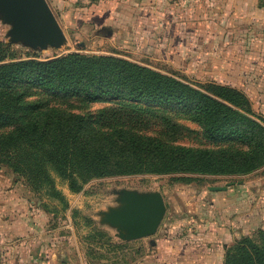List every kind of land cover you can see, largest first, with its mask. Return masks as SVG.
<instances>
[{"label": "rangeland", "instance_id": "obj_1", "mask_svg": "<svg viewBox=\"0 0 264 264\" xmlns=\"http://www.w3.org/2000/svg\"><path fill=\"white\" fill-rule=\"evenodd\" d=\"M46 2L66 42L59 50L36 53L21 44L11 43L10 26L0 20V43L6 49L4 63L31 59L48 61L70 53L112 56L194 88L209 81L238 87L246 92L254 111L264 116V88L254 84L260 74L255 68L261 71L260 67H264V44L257 49L248 36L240 45L230 44L228 39L232 35L225 37V27L220 28L223 17L216 13L205 16L202 12L204 0H194V6L189 0H173V4L169 0H140L132 5H126L123 0H101L95 7L87 8L89 14L66 16L58 14L52 0ZM163 2L164 5L157 9V4ZM173 8L176 15H172ZM130 14L133 16L128 23ZM79 44L83 46L78 47ZM14 86L16 92H13L22 96L24 103L38 101L44 104L43 108L61 105L66 112L91 116L100 129L116 130L123 125L140 135L162 139L185 149L213 151L240 145L229 140H208L188 112L177 107L121 104L113 100L83 102L79 98L46 95L31 84ZM20 107L25 114L28 112L21 103ZM161 117L177 129L167 132ZM51 176L54 184L51 190L34 191L25 186L21 177L0 164V218L12 214L13 200H19L25 212L30 206L29 212L36 216L38 230L52 231L50 236L58 241L54 249L57 261L66 255L69 264L155 263L156 254H150L152 250L148 247L153 237L124 247L121 233L109 223L111 213L123 207L125 194L158 193L162 197L166 211L158 232L167 241L163 244L186 250L176 255L179 261L174 264H197L193 260V250L199 249L198 254L203 249L216 251L220 242L229 243L227 237L247 235L257 226L255 222L259 219L256 218L264 219V168L242 177L192 175L195 181L188 185L175 182L173 175L94 179L83 185L78 193L70 191L68 183L55 174ZM227 184L233 185L224 192L207 191V187Z\"/></svg>", "mask_w": 264, "mask_h": 264}, {"label": "trees", "instance_id": "obj_2", "mask_svg": "<svg viewBox=\"0 0 264 264\" xmlns=\"http://www.w3.org/2000/svg\"><path fill=\"white\" fill-rule=\"evenodd\" d=\"M5 50L0 43V164L31 190H51V174L78 193L94 179L173 175L175 182L188 185L195 181L192 175L242 177L264 167V118L235 88L211 81L194 88L112 56L70 53L48 61L4 63ZM17 84H31L46 95L83 102L177 107L188 112L208 140H229L241 146L185 149L123 125L116 130L100 129L91 116L66 112L61 105L43 108L38 101L24 103L15 93ZM20 103L28 108L26 114ZM160 120L167 132L177 129L169 120ZM262 233L259 243L242 238L230 246L222 264H264Z\"/></svg>", "mask_w": 264, "mask_h": 264}, {"label": "crops", "instance_id": "obj_3", "mask_svg": "<svg viewBox=\"0 0 264 264\" xmlns=\"http://www.w3.org/2000/svg\"><path fill=\"white\" fill-rule=\"evenodd\" d=\"M52 1L58 11V14L60 16H66L71 13L78 15L89 14L87 8L91 9V7H95L101 0ZM123 1L126 5H132L136 2L138 4L140 2V0ZM169 1V3L173 4V2H171L173 0ZM189 1L192 3L191 6H194V0ZM164 3L165 2L160 5L157 4L156 8L160 9ZM201 7L205 16H211L212 14L216 13L223 17L224 22L220 24V28L225 27V37L228 38L229 35H232V37L228 39L230 44H234L235 46L236 44L240 45L245 40V38L249 37V40L251 41L250 43L255 48L257 47L258 49L259 46H263L264 43H261V41H264V0H204V3ZM186 12L189 13V10L186 9ZM176 13V9L173 8L172 15H176ZM114 14H116L115 11ZM132 16L133 14H130L128 23H131ZM65 21L67 22L66 18ZM170 28L174 30L172 25H170ZM111 35L112 33L109 32L108 36ZM257 49L255 51L258 53L259 50ZM262 53H264V51ZM260 69L261 71H259V68H255L256 72L260 74H257V79L255 80L254 84L260 85L261 89H263L264 67L262 66ZM220 85H226L231 88H235L230 84ZM235 89L241 91L248 98L246 92L238 87ZM258 115L262 116L261 114ZM262 117L264 118V116ZM19 202V200H13L11 203L12 214L5 218H0V264H65L60 262V260L57 261L56 259V250L54 249L56 247L55 244L58 243V241L50 236V232L52 231L45 233L42 230H38L39 226L35 223L36 216L29 212L30 206H28L25 212L22 210V206L19 204ZM258 212L262 213L260 210ZM4 219L6 220L4 221ZM256 219H259L258 222H255L257 223V226L254 229L248 231L247 235L234 238L232 237V239L227 237L229 243L220 242V244L216 246L217 250L213 252L211 250L209 251L203 249L202 252L198 254L197 252L200 251L199 249L196 250L197 252L193 250V260L196 261L197 264H222L226 250L230 246L236 244L240 239L249 238L256 243H259V236L262 232L264 233V225L262 224L264 219L260 220V217ZM152 237L153 239L148 242V247L150 250H152L150 254H156L155 263L153 264H165L163 262L164 260L166 262L169 261V264H174L176 261H179L176 255L184 254L186 251L184 249H175L172 245L168 246V244H163V242L167 241L164 236L159 234L158 230ZM122 242L125 247V244L133 243L135 241ZM213 248H215V246Z\"/></svg>", "mask_w": 264, "mask_h": 264}, {"label": "water", "instance_id": "obj_4", "mask_svg": "<svg viewBox=\"0 0 264 264\" xmlns=\"http://www.w3.org/2000/svg\"><path fill=\"white\" fill-rule=\"evenodd\" d=\"M0 20L10 26V42L21 44L36 53L59 50L66 36L46 0H0ZM79 44L78 47H82ZM233 184L207 187L209 192H223ZM123 207L112 212L109 223L117 227L124 242L152 237L165 215V204L158 193L125 194ZM60 262L69 264L66 255Z\"/></svg>", "mask_w": 264, "mask_h": 264}]
</instances>
